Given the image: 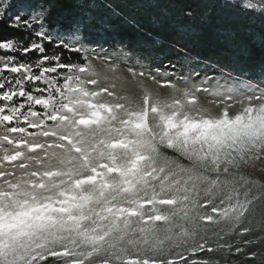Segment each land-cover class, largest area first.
I'll use <instances>...</instances> for the list:
<instances>
[{"label":"snow or ice","instance_id":"6c2138e0","mask_svg":"<svg viewBox=\"0 0 264 264\" xmlns=\"http://www.w3.org/2000/svg\"><path fill=\"white\" fill-rule=\"evenodd\" d=\"M11 7L0 22L25 37L0 38V264H264V65L153 60Z\"/></svg>","mask_w":264,"mask_h":264},{"label":"trees","instance_id":"16d2710c","mask_svg":"<svg viewBox=\"0 0 264 264\" xmlns=\"http://www.w3.org/2000/svg\"><path fill=\"white\" fill-rule=\"evenodd\" d=\"M9 3L10 14L21 9L47 8L52 26L83 18L89 21L93 33L103 29L115 37L105 47L122 43L153 60L166 53L169 59H180L182 63L187 53L251 74H257L264 65V12L225 7V0H9ZM11 37L23 39L25 33L0 22V38ZM24 58L18 55V59ZM27 58L35 59V54Z\"/></svg>","mask_w":264,"mask_h":264},{"label":"rangeland","instance_id":"374dc122","mask_svg":"<svg viewBox=\"0 0 264 264\" xmlns=\"http://www.w3.org/2000/svg\"><path fill=\"white\" fill-rule=\"evenodd\" d=\"M240 1H242V0H240ZM5 51H7V50H5ZM0 55H3V53L0 54ZM125 74H126V73H125ZM181 86H183V85H181ZM0 132H3V128H0ZM258 211H259V210H258ZM257 219H259V216H257ZM218 255H219V254H218ZM246 264H255V262H253V261H247Z\"/></svg>","mask_w":264,"mask_h":264}]
</instances>
